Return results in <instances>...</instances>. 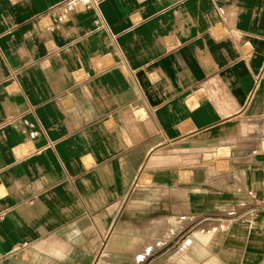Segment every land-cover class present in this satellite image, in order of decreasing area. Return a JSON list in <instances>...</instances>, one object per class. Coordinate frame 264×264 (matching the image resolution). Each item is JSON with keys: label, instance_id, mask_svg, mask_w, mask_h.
<instances>
[{"label": "crops", "instance_id": "0c3cea01", "mask_svg": "<svg viewBox=\"0 0 264 264\" xmlns=\"http://www.w3.org/2000/svg\"><path fill=\"white\" fill-rule=\"evenodd\" d=\"M0 264H264V0H0Z\"/></svg>", "mask_w": 264, "mask_h": 264}, {"label": "bare ground", "instance_id": "6f19581e", "mask_svg": "<svg viewBox=\"0 0 264 264\" xmlns=\"http://www.w3.org/2000/svg\"><path fill=\"white\" fill-rule=\"evenodd\" d=\"M208 235V234H207Z\"/></svg>", "mask_w": 264, "mask_h": 264}]
</instances>
